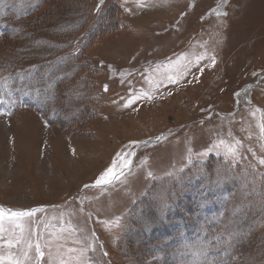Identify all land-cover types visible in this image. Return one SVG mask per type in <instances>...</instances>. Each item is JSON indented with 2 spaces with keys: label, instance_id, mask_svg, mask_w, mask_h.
<instances>
[{
  "label": "rangeland",
  "instance_id": "rangeland-1",
  "mask_svg": "<svg viewBox=\"0 0 264 264\" xmlns=\"http://www.w3.org/2000/svg\"><path fill=\"white\" fill-rule=\"evenodd\" d=\"M0 100V264H264V0H0Z\"/></svg>",
  "mask_w": 264,
  "mask_h": 264
},
{
  "label": "trees",
  "instance_id": "trees-1",
  "mask_svg": "<svg viewBox=\"0 0 264 264\" xmlns=\"http://www.w3.org/2000/svg\"><path fill=\"white\" fill-rule=\"evenodd\" d=\"M117 12H114L113 11L111 17L114 18V15L119 16L120 14H122V12L119 9H118ZM87 15L88 16H91V12L88 11V14ZM111 17H108V19L109 20H112ZM115 27H116L115 22H111V21L105 22V23L103 22L102 24H98L96 26V31H98V33L93 34V35H96L98 37V36H101V35L108 34L109 32L114 31L115 30ZM79 32H81V30H79L78 32L75 31V32H72V33H69V34H67L65 32L61 36L67 42L69 41L68 47H65L67 50L65 49L64 50L65 51L64 53H65V56L67 55L66 58L67 57H71V58H69L67 60V63L65 65V67L66 68H71L72 71H73V73L64 76L62 83H64L65 86H67L68 84H70L72 82L75 83L74 81H76L77 84L80 83V86L82 87L81 90H87V91H84V93H89L90 92L89 90L94 87V85H93L94 83L93 82H87V79L89 80L88 77L92 76V74L95 73V70H93L91 67H88L87 66L88 63H86V60L83 59V55H84L83 52H84L85 48L87 47V45L89 44L90 37L92 38L94 36H88L87 39H84V41L82 43H80ZM77 36H78V39L75 40L74 38H76ZM80 36H82L81 33H80ZM93 39H91V40H93ZM62 44L64 45L65 43H62ZM45 62L47 64H51L52 60L46 58ZM27 69H30V67L28 66ZM81 71L84 72V75L85 76L84 77L83 76H80V78L81 77L82 78L80 80H78L79 73ZM86 86H88L89 89H85L84 87H86Z\"/></svg>",
  "mask_w": 264,
  "mask_h": 264
},
{
  "label": "snow or ice",
  "instance_id": "snow-or-ice-1",
  "mask_svg": "<svg viewBox=\"0 0 264 264\" xmlns=\"http://www.w3.org/2000/svg\"><path fill=\"white\" fill-rule=\"evenodd\" d=\"M102 2V0H101ZM171 79V78H170ZM107 90V88L105 89ZM137 99L136 97L133 98V101ZM0 103H3L2 100H0ZM127 106V105H126ZM147 143V142H145ZM133 155V153H123L118 155V159H121V163L123 167L120 169V171L117 173L116 171V165L109 167L95 182L96 186L105 185V184H111L114 180H119L122 176L125 175V169L130 170L132 160L130 157ZM264 163V161H261ZM87 187V185H86ZM41 211V209H33L31 211H13V210H6L2 207H0V221L4 219H12V218H18L23 216H30L33 214V212ZM232 238L231 234L228 235L227 240H230ZM219 239V236L217 237ZM9 246H11V241H9ZM31 244H29V248H31ZM36 252L38 256L43 257L44 253L40 250V245L36 244ZM25 257L27 258V253H25ZM12 261V264H21V261L13 259L12 257H8Z\"/></svg>",
  "mask_w": 264,
  "mask_h": 264
}]
</instances>
